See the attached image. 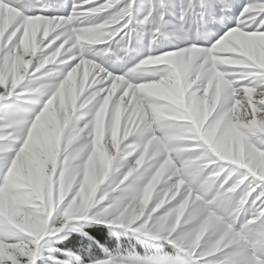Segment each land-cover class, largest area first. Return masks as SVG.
<instances>
[{"label": "snow or ice", "instance_id": "6c2138e0", "mask_svg": "<svg viewBox=\"0 0 264 264\" xmlns=\"http://www.w3.org/2000/svg\"><path fill=\"white\" fill-rule=\"evenodd\" d=\"M66 7L0 0V264H264V0ZM141 40L126 67L113 45ZM69 232L100 255L56 247Z\"/></svg>", "mask_w": 264, "mask_h": 264}, {"label": "rangeland", "instance_id": "374dc122", "mask_svg": "<svg viewBox=\"0 0 264 264\" xmlns=\"http://www.w3.org/2000/svg\"><path fill=\"white\" fill-rule=\"evenodd\" d=\"M64 0H52V1H49V0H41V3L44 2V5H47L50 7V11L49 12H46L44 13L45 15H53V14H58V15H66L67 12L69 11V9L66 7V8H59V6L61 4H63ZM39 10V6H37L34 11H38ZM211 24H213V27L211 28ZM215 26V28H214ZM205 31H211V32H219L221 31L220 29V26L215 24V23H212V22H209L207 24V27L205 28ZM176 42V44H175ZM173 44H171L170 41L168 42H165L163 41L162 44L164 46L165 49H172V48H175L177 46L179 47H183L184 45L181 43L180 39L178 38L177 41H175ZM203 46V45H202ZM120 47V45H113V51L116 52V54L118 55H121L123 56L124 60L127 62L126 64V67H128L130 65V63L132 62H135L137 59H139L140 57L144 56L145 54H148V48H147V41L146 40H141L140 42L138 43H134L133 44V49L131 51H129V53L125 56L123 53H119L117 50L118 48ZM115 57V56H114ZM60 66H56V65H50V66H46V69L48 70H51V71H55L59 68ZM116 68H120V65L117 64L115 65ZM45 72L44 69L40 70L39 73H37L36 75L37 76H41L43 75V73ZM43 79L45 82L49 81L51 78L48 77V76H43ZM27 98L28 99H33V100H44L46 99V95L45 94H41V93H30V94H27ZM29 107H36L34 105H29ZM91 105L89 106H86L85 109H82L80 110V114L83 115L84 119L86 120L88 117H87V112H88V108H90ZM131 142H140V138L138 136H132L129 138ZM111 179V177H110ZM243 188V185L241 186ZM239 191V190H238ZM248 206L245 205V209H247ZM246 214L245 212L242 211V215ZM84 225H89L88 223H84V222H81L80 223V226H84ZM116 232H117V235L118 234H121V235H128L127 237H129L130 235H132V233L130 232H125V230L123 229H119L117 228L116 229ZM67 234V233H66ZM66 234L65 233H61L60 236L63 237L62 239H65L66 237ZM53 241H60L61 239L60 238H57V237H54L52 238ZM136 244H137V241H136ZM55 246L58 247V248H64V247H59L56 243H55Z\"/></svg>", "mask_w": 264, "mask_h": 264}, {"label": "trees", "instance_id": "16d2710c", "mask_svg": "<svg viewBox=\"0 0 264 264\" xmlns=\"http://www.w3.org/2000/svg\"><path fill=\"white\" fill-rule=\"evenodd\" d=\"M248 206V205H247ZM84 231L88 232L90 235H93L97 240H99L102 244H104L107 248L111 249L115 247L117 241L122 246H127L129 244H135L137 249L139 250V245L136 244V240L133 237V234L127 237L126 235L116 234L112 235L109 232V229L105 226L98 224H89L82 226ZM59 247H64L73 252H79L81 254H90V255H100V250L96 248L94 245L89 246V242L82 239L75 232H69L66 234L65 239H61L56 242Z\"/></svg>", "mask_w": 264, "mask_h": 264}]
</instances>
